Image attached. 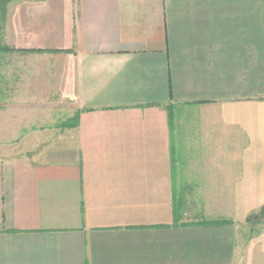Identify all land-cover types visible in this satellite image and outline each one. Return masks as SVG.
I'll use <instances>...</instances> for the list:
<instances>
[{"label": "crops", "instance_id": "1", "mask_svg": "<svg viewBox=\"0 0 264 264\" xmlns=\"http://www.w3.org/2000/svg\"><path fill=\"white\" fill-rule=\"evenodd\" d=\"M6 28L65 51L73 119L0 155V264H264V0H14Z\"/></svg>", "mask_w": 264, "mask_h": 264}, {"label": "rangeland", "instance_id": "2", "mask_svg": "<svg viewBox=\"0 0 264 264\" xmlns=\"http://www.w3.org/2000/svg\"><path fill=\"white\" fill-rule=\"evenodd\" d=\"M2 46L15 47L6 27L0 29ZM56 53L0 49V155L31 156L41 139L73 119L69 102L60 94L69 66L57 63Z\"/></svg>", "mask_w": 264, "mask_h": 264}, {"label": "trees", "instance_id": "3", "mask_svg": "<svg viewBox=\"0 0 264 264\" xmlns=\"http://www.w3.org/2000/svg\"><path fill=\"white\" fill-rule=\"evenodd\" d=\"M13 1L14 0H0V29L2 31L5 30V27L7 25L8 7H9L10 3ZM0 49L4 50V51H19V52H24V53H28V52H65L62 50H55V49H29V48H16V47H9V46H2ZM223 222H225V221L217 220V221L209 222V221L203 220L200 222V224H208V223L220 224Z\"/></svg>", "mask_w": 264, "mask_h": 264}]
</instances>
